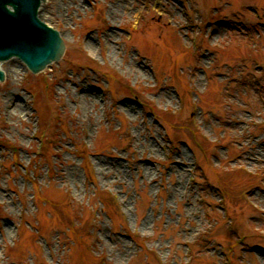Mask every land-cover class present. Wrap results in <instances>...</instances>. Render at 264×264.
I'll return each instance as SVG.
<instances>
[{
  "label": "rangeland",
  "instance_id": "obj_1",
  "mask_svg": "<svg viewBox=\"0 0 264 264\" xmlns=\"http://www.w3.org/2000/svg\"><path fill=\"white\" fill-rule=\"evenodd\" d=\"M39 12L65 49L1 61L0 264H264V0Z\"/></svg>",
  "mask_w": 264,
  "mask_h": 264
},
{
  "label": "water",
  "instance_id": "obj_2",
  "mask_svg": "<svg viewBox=\"0 0 264 264\" xmlns=\"http://www.w3.org/2000/svg\"><path fill=\"white\" fill-rule=\"evenodd\" d=\"M41 1L0 0V61L17 56L37 72L61 57L64 42L59 31L38 16ZM3 77L0 69V80Z\"/></svg>",
  "mask_w": 264,
  "mask_h": 264
},
{
  "label": "trees",
  "instance_id": "obj_3",
  "mask_svg": "<svg viewBox=\"0 0 264 264\" xmlns=\"http://www.w3.org/2000/svg\"><path fill=\"white\" fill-rule=\"evenodd\" d=\"M136 97H138V95H136V94H134ZM139 100H141L140 98H139ZM142 101V100H141ZM144 102V101H143ZM154 113H155V115L157 116V117H161V118H167V117H170L171 115L170 114H166V113H164V115H161L157 110L155 111L154 109H151ZM167 115V116H166ZM168 119V118H167ZM221 190H222V192H223V195L225 196V198H227V191H226V189H225V187H223V185L221 186ZM103 196V204L106 206H108V204L109 205H113V207H114V200H113V198L109 195V194H105V195H102ZM106 206V207H107ZM71 218V217H70ZM137 260V263H138V259H136Z\"/></svg>",
  "mask_w": 264,
  "mask_h": 264
},
{
  "label": "bare ground",
  "instance_id": "obj_4",
  "mask_svg": "<svg viewBox=\"0 0 264 264\" xmlns=\"http://www.w3.org/2000/svg\"><path fill=\"white\" fill-rule=\"evenodd\" d=\"M40 8H41V5H40ZM39 14H40V12H39ZM0 66H1V62H0ZM18 97H21V96H18ZM5 101H6V107H7L9 112L16 113V111H18V110H20V111L24 110V108L22 107V105L20 104L18 99L11 100V97L9 96L8 98L6 97ZM107 171H108V169H107Z\"/></svg>",
  "mask_w": 264,
  "mask_h": 264
}]
</instances>
